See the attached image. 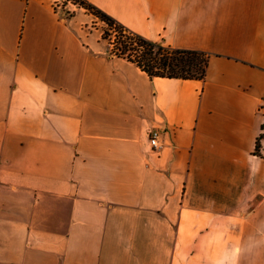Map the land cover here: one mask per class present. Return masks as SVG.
Instances as JSON below:
<instances>
[{
    "label": "crops",
    "instance_id": "0c3cea01",
    "mask_svg": "<svg viewBox=\"0 0 264 264\" xmlns=\"http://www.w3.org/2000/svg\"><path fill=\"white\" fill-rule=\"evenodd\" d=\"M85 1L206 75L0 0V264H264V0Z\"/></svg>",
    "mask_w": 264,
    "mask_h": 264
},
{
    "label": "trees",
    "instance_id": "16d2710c",
    "mask_svg": "<svg viewBox=\"0 0 264 264\" xmlns=\"http://www.w3.org/2000/svg\"><path fill=\"white\" fill-rule=\"evenodd\" d=\"M80 1L90 13L109 27L108 33L118 34L124 40L120 44L118 42L116 44L111 43L113 49L109 52L112 56L127 59L151 78L204 79L208 65V57L205 54L176 50L147 41L88 4L85 0Z\"/></svg>",
    "mask_w": 264,
    "mask_h": 264
},
{
    "label": "rangeland",
    "instance_id": "374dc122",
    "mask_svg": "<svg viewBox=\"0 0 264 264\" xmlns=\"http://www.w3.org/2000/svg\"><path fill=\"white\" fill-rule=\"evenodd\" d=\"M59 3L60 5H63V8L67 6V14L65 15L67 18L76 16L79 13L82 19V31L84 32V34L88 32L95 33L97 37L103 40L108 51L113 49L112 44H116L117 42L120 44L122 41H124L121 39L120 35H115V33L113 32L108 33L109 27H107V25L97 19L92 13L86 11L85 9L74 8L71 5H67V3H64L63 0H59Z\"/></svg>",
    "mask_w": 264,
    "mask_h": 264
},
{
    "label": "built area",
    "instance_id": "2783aa9c",
    "mask_svg": "<svg viewBox=\"0 0 264 264\" xmlns=\"http://www.w3.org/2000/svg\"><path fill=\"white\" fill-rule=\"evenodd\" d=\"M63 1L64 3H67V5H71L74 8L85 9L86 11H88L81 4L80 0H63ZM52 7H53V11L57 13L61 18L63 17L64 19H67V17L65 16L67 14V11H66L67 6L63 8V5H60L59 0H52ZM262 136H264V132L261 135V137ZM160 139H161V133L158 130L153 129L148 132V143L152 151L156 152L161 149ZM0 175H1V170H0Z\"/></svg>",
    "mask_w": 264,
    "mask_h": 264
}]
</instances>
